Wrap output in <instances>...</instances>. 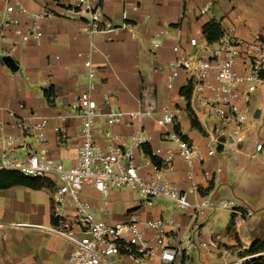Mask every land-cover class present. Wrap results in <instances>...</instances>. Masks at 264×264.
<instances>
[{
	"label": "crops",
	"instance_id": "1",
	"mask_svg": "<svg viewBox=\"0 0 264 264\" xmlns=\"http://www.w3.org/2000/svg\"><path fill=\"white\" fill-rule=\"evenodd\" d=\"M77 2L61 0L57 5L49 0H26L25 7L38 20L15 15L18 22L4 32L1 24L7 2L0 0V127H4L5 134H16L9 127L12 123L9 113L22 117L37 114L47 123V145L37 148L63 166L76 165L81 143L80 121L75 117L77 99L87 85L83 63L87 56L93 55L97 68L95 99L102 103L105 96L112 95V106L122 114V123L113 127V132L130 139L131 118L150 110V96L154 103L151 116H145L139 123L148 137L146 145L153 153L161 151L159 159L165 158L167 151L176 150L155 122L168 107L174 117L172 128H178L177 133L192 143L204 160L194 166L199 194L191 199L212 194L214 201L233 205V210L206 213L197 220L183 212L172 213L163 220L162 204L140 205L132 194H117V190L104 198L86 186L82 198L95 218L109 225L130 220L143 224L162 222L165 230L177 237L175 244L180 241L183 246L209 243L221 237L216 247H194L173 264L193 263L197 256L210 262L223 259V264H243L247 261L243 260V252L252 242L264 241V154L255 150L262 137L250 129L249 133L254 135L252 145L248 138L240 145L228 140V145L219 147L216 155L209 157V141L205 134L192 128L187 107L190 104L206 133L209 126L204 110L192 92L189 102L180 96L181 88L188 85V77L183 71L170 70V65L175 60L173 47L177 40L183 45L192 38L202 40L203 27L210 22L219 23L223 30L233 28L239 39L252 41L260 36L264 40V0H99L103 19L117 27L135 28V38L128 29L89 35L86 24L89 16L67 9ZM203 9L207 10L202 15ZM34 23L39 27L40 40L22 43L26 30ZM155 43L161 47L153 54L150 49ZM7 57L15 62L17 72L6 67L3 60ZM50 87L55 93L53 106L44 96V90ZM254 96L259 106L255 110H264V92ZM98 141L105 144L100 136ZM135 162L142 167L143 176L155 172V165L142 148L135 151ZM173 165V171H168L164 164L160 166L161 178L179 191H187L186 164L176 154ZM50 184L51 187L41 190L16 186L0 191V264H67L73 246L51 232L55 226L52 221L55 184ZM65 212L70 214L72 209ZM216 221L220 222V228L215 232L208 227ZM146 234L148 239L154 237L152 230ZM236 255L237 262L225 260ZM147 264H159L158 257H152Z\"/></svg>",
	"mask_w": 264,
	"mask_h": 264
},
{
	"label": "built area",
	"instance_id": "2",
	"mask_svg": "<svg viewBox=\"0 0 264 264\" xmlns=\"http://www.w3.org/2000/svg\"><path fill=\"white\" fill-rule=\"evenodd\" d=\"M7 12L2 30L17 23L15 15H25L34 20L38 16L30 14L24 3L26 0H6ZM126 2V1H125ZM126 6L130 4L126 3ZM75 14L86 13L89 35L112 34L128 29L132 38L137 36L135 28L114 26L101 15L99 0H78L71 7ZM207 9L200 11L205 14ZM30 39L40 40L39 27L30 25L22 37V43ZM161 44L155 43L150 49L155 54ZM175 60L170 65L172 71H183L192 86L195 101L204 110L212 130L205 135L209 141V157L216 155L217 149L228 145V140L240 145L248 138L250 129H255L262 139L256 144L258 154H264V110L255 119L256 110H251L253 96L264 92V40L256 36L245 41L234 36V29L223 30L216 43L205 38H192L183 45L177 40L173 47ZM87 75L86 89L78 95L75 117L80 121V146L78 161L70 169L50 158L45 150L47 123L37 114L22 117L9 113L12 123L9 127L16 134H5L0 127V171H16L32 179H41L55 184L53 196V217L57 225L51 232L72 246L73 251L67 264H147L156 256L159 264H173L192 248L216 247L220 236L209 243L199 245L182 242L175 244L177 237L165 230L162 222L143 224L137 220L109 225L98 221L81 193L86 186L92 187L104 198L111 191L126 189L137 192L142 201L140 205L154 206L152 199L161 198L174 202L177 209L188 214L193 220L201 215L216 211L233 210L227 201H214L213 195L196 198L199 189L194 182V166L203 162L196 147L184 140L172 127L174 117L166 107L156 124L163 129V136L173 142L176 150H169L166 157L159 159L161 151L152 152L159 159L160 166L166 165L168 171L174 170V157L177 154L186 164L187 191H179L168 185L160 174V167L148 176L141 174V166L135 162V151L142 148L148 137L139 123L151 116L154 103L149 95L150 110L132 116L129 128L133 130L130 139L113 132L112 128L122 123V114L112 106V95L105 96L102 103L95 99L97 90V68L93 55L87 56L83 63ZM66 120V118H63ZM58 131V129H57ZM105 144H100L98 137ZM19 157H22L19 160ZM220 170H217V174ZM208 176V173H206ZM72 209L70 214L65 211ZM21 227L22 225H16ZM152 230L154 237L147 238L146 231ZM264 256V254L260 255ZM247 257L243 260H249Z\"/></svg>",
	"mask_w": 264,
	"mask_h": 264
},
{
	"label": "trees",
	"instance_id": "3",
	"mask_svg": "<svg viewBox=\"0 0 264 264\" xmlns=\"http://www.w3.org/2000/svg\"><path fill=\"white\" fill-rule=\"evenodd\" d=\"M49 1L57 5H59V3L61 2V0ZM67 9L70 10L71 7ZM202 34L209 43L213 44L221 39L223 35V29L219 23L210 22L203 27ZM191 92L192 86L189 84L181 88L180 96L184 97L189 102L191 99ZM44 96L47 100V103L50 106H53L55 97L54 88L50 87L44 90ZM187 112L190 117L192 128L198 131L200 134L204 135L205 132L200 123L198 122L194 112L192 111L190 104L187 107ZM175 131L178 132V128H176ZM142 151L150 157L151 161L155 166L160 167L159 159L152 155V151L148 145L145 144L144 146H142ZM48 182L49 181L47 180L32 179L29 177H25L24 175L16 171H0V191L10 189L16 186H22L32 190H41L45 187H51V182ZM52 221L56 226L57 220L53 216ZM262 254H264V241H253L250 247L243 252V258L251 257V259L245 261L243 264H264V256H260Z\"/></svg>",
	"mask_w": 264,
	"mask_h": 264
},
{
	"label": "rangeland",
	"instance_id": "4",
	"mask_svg": "<svg viewBox=\"0 0 264 264\" xmlns=\"http://www.w3.org/2000/svg\"><path fill=\"white\" fill-rule=\"evenodd\" d=\"M258 107H259L258 106V101H257V99L254 96V99L252 100L250 108H251V110H255ZM208 126H209V130H212V126L209 123H208ZM248 139H249L248 143L252 145L254 143V135H252V133L251 134L248 133ZM224 157L226 158L227 156L224 155ZM21 158L22 157H19V160H21ZM64 167L66 169H70L71 168L69 165H65ZM120 192L127 193L128 195L132 194V198H133L134 201H137L139 203L142 201L141 197L139 196V194L136 191L133 192V193L131 191H129V190L127 191L125 189H122L121 191L120 190L116 191L117 194H121ZM81 196H82V193H81ZM132 198L129 197L130 200H132ZM152 202L154 203L155 206H157L159 204H162V206H160V209L163 212V220L169 219L170 214H172V213H180L181 212L179 209L176 208L174 202H172V201H169V200H166V199H161V198L158 197V198L152 199ZM217 215H215V216H217ZM219 220L221 222V218ZM220 222L216 221L215 223H213V225L211 227L209 226L208 228H210L212 231L216 232L220 228V226H219ZM225 260H227L229 262H237L238 261V256L236 255L233 258L225 259ZM210 261L208 259H206V258H200V257L197 256L193 263H186V264H223L224 263L223 259L219 260L217 262H214V261L210 262Z\"/></svg>",
	"mask_w": 264,
	"mask_h": 264
},
{
	"label": "water",
	"instance_id": "5",
	"mask_svg": "<svg viewBox=\"0 0 264 264\" xmlns=\"http://www.w3.org/2000/svg\"><path fill=\"white\" fill-rule=\"evenodd\" d=\"M3 62L5 63L6 67L13 71V72H17L18 71V67L17 65L15 64V62L13 61V59L7 57V58H4ZM259 116H260V111H256L255 115H254V118L255 119H259Z\"/></svg>",
	"mask_w": 264,
	"mask_h": 264
}]
</instances>
